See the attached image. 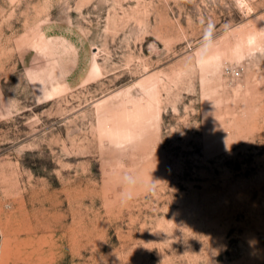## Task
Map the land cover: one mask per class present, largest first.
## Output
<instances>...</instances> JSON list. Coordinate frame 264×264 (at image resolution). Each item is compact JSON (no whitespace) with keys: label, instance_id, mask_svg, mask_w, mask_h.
Returning <instances> with one entry per match:
<instances>
[{"label":"rangeland","instance_id":"1","mask_svg":"<svg viewBox=\"0 0 264 264\" xmlns=\"http://www.w3.org/2000/svg\"><path fill=\"white\" fill-rule=\"evenodd\" d=\"M0 264H264V0H0Z\"/></svg>","mask_w":264,"mask_h":264},{"label":"clouds","instance_id":"2","mask_svg":"<svg viewBox=\"0 0 264 264\" xmlns=\"http://www.w3.org/2000/svg\"><path fill=\"white\" fill-rule=\"evenodd\" d=\"M218 56L217 51V36L215 26L209 23L203 30L200 44L196 50V56L194 57L193 63L199 64L200 68L204 71H210L214 67L211 64V60ZM219 67V65H215ZM122 184L124 188L121 192V202L126 204L128 201L134 198V187L136 180L129 174L125 173L122 177ZM155 182H152L154 188Z\"/></svg>","mask_w":264,"mask_h":264}]
</instances>
